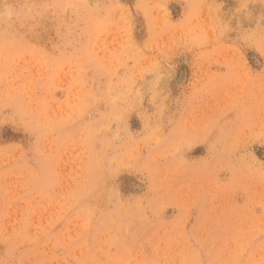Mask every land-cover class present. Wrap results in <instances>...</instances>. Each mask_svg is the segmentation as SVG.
<instances>
[{
    "label": "rangeland",
    "instance_id": "374dc122",
    "mask_svg": "<svg viewBox=\"0 0 264 264\" xmlns=\"http://www.w3.org/2000/svg\"><path fill=\"white\" fill-rule=\"evenodd\" d=\"M0 264H264V0H0Z\"/></svg>",
    "mask_w": 264,
    "mask_h": 264
},
{
    "label": "bare ground",
    "instance_id": "6f19581e",
    "mask_svg": "<svg viewBox=\"0 0 264 264\" xmlns=\"http://www.w3.org/2000/svg\"><path fill=\"white\" fill-rule=\"evenodd\" d=\"M1 3H2V2H1ZM7 11H8V9H7ZM1 13H2V11H1ZM5 13H6V12H5ZM182 76H184V75H182ZM184 78H185V77H184ZM184 78H183V79H184ZM179 79H180V78H179ZM179 79H178V80H179ZM181 80H182V79H181ZM182 82H184V81H182Z\"/></svg>",
    "mask_w": 264,
    "mask_h": 264
}]
</instances>
